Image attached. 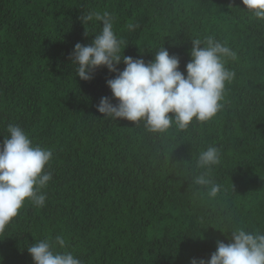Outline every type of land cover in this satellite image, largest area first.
Returning a JSON list of instances; mask_svg holds the SVG:
<instances>
[{
  "label": "trees",
  "instance_id": "16d2710c",
  "mask_svg": "<svg viewBox=\"0 0 264 264\" xmlns=\"http://www.w3.org/2000/svg\"><path fill=\"white\" fill-rule=\"evenodd\" d=\"M105 12L123 55L145 63L164 47L186 75L192 40L208 36L235 52L215 118L152 133L99 113L102 97L117 103L116 74L83 81L70 55L102 27L79 18ZM9 126L52 151V179L44 206L26 202L0 233V264H33L27 248L58 235L81 264H190L235 229L264 234V20L242 0H0V143ZM210 146L215 198L193 182Z\"/></svg>",
  "mask_w": 264,
  "mask_h": 264
},
{
  "label": "clouds",
  "instance_id": "9594fccd",
  "mask_svg": "<svg viewBox=\"0 0 264 264\" xmlns=\"http://www.w3.org/2000/svg\"><path fill=\"white\" fill-rule=\"evenodd\" d=\"M247 11L264 20V0H242ZM83 24L101 21L100 32L89 45L77 43L70 55L76 66V77L89 81L97 69L106 68L116 74L107 80L113 104L102 97L97 111L106 118L123 119L134 124L143 123L152 133H165L171 127L186 130L193 121L208 122L223 107L221 101L226 82L235 73L225 67L226 59L236 53L226 44L208 36L204 41L192 40L190 61L186 75L179 70L177 56L162 47L154 60L145 63L121 52L123 41L113 30V18L108 14L88 13L79 18ZM135 27L129 25V28ZM125 65L120 71L118 65ZM172 114V115H169ZM9 136L0 143V233L17 217L26 202L43 207L46 195L42 192L52 179L45 167L52 159V151L33 146L29 136L19 126H9ZM220 163V151L210 146L200 152L197 167L204 169L194 178V184L207 189V196L215 198L221 186L209 176L213 166ZM231 233V242L217 241L210 259L193 258L190 264H264V234H253L243 228ZM67 247L63 236L42 240L27 248L33 264H81Z\"/></svg>",
  "mask_w": 264,
  "mask_h": 264
}]
</instances>
